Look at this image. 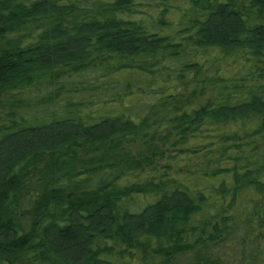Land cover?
Instances as JSON below:
<instances>
[{
  "label": "trees",
  "instance_id": "16d2710c",
  "mask_svg": "<svg viewBox=\"0 0 264 264\" xmlns=\"http://www.w3.org/2000/svg\"><path fill=\"white\" fill-rule=\"evenodd\" d=\"M0 264H264V0H0Z\"/></svg>",
  "mask_w": 264,
  "mask_h": 264
},
{
  "label": "rangeland",
  "instance_id": "374dc122",
  "mask_svg": "<svg viewBox=\"0 0 264 264\" xmlns=\"http://www.w3.org/2000/svg\"><path fill=\"white\" fill-rule=\"evenodd\" d=\"M96 104H97V103H96ZM96 104H95V105H96ZM96 107H97V106H96Z\"/></svg>",
  "mask_w": 264,
  "mask_h": 264
}]
</instances>
